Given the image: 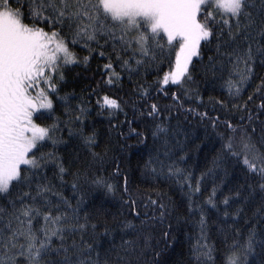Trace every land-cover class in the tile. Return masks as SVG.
Listing matches in <instances>:
<instances>
[{"label": "trees", "instance_id": "obj_1", "mask_svg": "<svg viewBox=\"0 0 264 264\" xmlns=\"http://www.w3.org/2000/svg\"><path fill=\"white\" fill-rule=\"evenodd\" d=\"M147 1L185 36L181 5ZM100 8L0 0L27 59L53 33L69 53L33 115L46 135L0 189V264H264V0L202 6L176 79L179 43Z\"/></svg>", "mask_w": 264, "mask_h": 264}, {"label": "rangeland", "instance_id": "obj_2", "mask_svg": "<svg viewBox=\"0 0 264 264\" xmlns=\"http://www.w3.org/2000/svg\"><path fill=\"white\" fill-rule=\"evenodd\" d=\"M114 1L116 2L114 3ZM170 1L183 7L182 16L187 26L185 36L184 34L181 35L179 32H176L170 26L171 21L166 14L161 13L155 7L149 8L152 5L151 1L128 0L127 2V0H112L111 2L107 1L106 5L104 0H98L100 9L103 12L113 14L117 18H124L122 24L127 28V32L131 36L133 35L132 38H134V35L143 32L141 28L139 32H136L135 26L139 21H144L146 22L144 27L151 28L150 30L153 32H163L169 41L179 43L175 58L177 62L169 74L170 77L176 79L181 78L185 74V70L181 69V64L183 61L186 60L187 62L189 60L192 51L199 41V26L196 19L198 17L197 13H199L198 10L206 4H212L219 13L228 14V12L237 10L241 0ZM61 5L62 7L64 6L62 3ZM75 5L74 2L71 7L75 8ZM119 7L123 10H120ZM4 16H9L11 19H14L15 15L13 16L8 10L0 11V19ZM97 21L101 24L100 31L108 30V28L102 25V20L98 19ZM22 28L28 33L37 36L32 31H28L23 24ZM10 35L6 31L5 25L3 28H0V47L8 50L13 63L20 66V73H18V77L14 78L7 75L6 70L0 69V143H4L9 152L8 155L6 154V161L0 163L1 190H7L9 188L12 180L18 174L17 170L20 169L19 166L23 165L21 163H27L29 161L28 155H30L31 150L46 135L47 129L36 123L33 115L36 110H44L45 107L50 105L48 94V90L51 87L48 78L50 67L55 65L57 63L56 60L59 58L69 56L66 46L61 42L60 38V41L58 40L54 33L51 35L50 43L46 42L45 36H40L35 41L41 45L40 49L44 51L45 62L42 65H38L36 60L33 62L19 52V50L22 51L19 41ZM1 67L2 65L0 63ZM4 74H6V77H4ZM19 81H21L20 90L15 85ZM22 85L26 86L23 87ZM1 144L0 156L5 151V146ZM19 145L21 146L20 149Z\"/></svg>", "mask_w": 264, "mask_h": 264}, {"label": "flooded vegetation", "instance_id": "obj_3", "mask_svg": "<svg viewBox=\"0 0 264 264\" xmlns=\"http://www.w3.org/2000/svg\"><path fill=\"white\" fill-rule=\"evenodd\" d=\"M5 54H8V51L2 52V58L4 59V57H5V63L2 66V69L6 70L7 75H9L10 77H12L13 75H14L13 77H18V73L14 71L15 69L19 68L18 65L14 64V63L11 64V62H12V61H10L11 59L8 60V58L5 56ZM1 62H3V61H1ZM4 77H6V74H4Z\"/></svg>", "mask_w": 264, "mask_h": 264}]
</instances>
